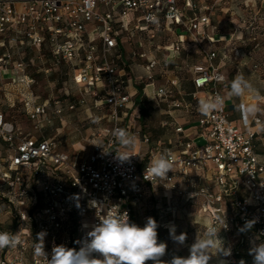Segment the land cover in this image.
I'll list each match as a JSON object with an SVG mask.
<instances>
[{"label":"built area","instance_id":"2783aa9c","mask_svg":"<svg viewBox=\"0 0 264 264\" xmlns=\"http://www.w3.org/2000/svg\"><path fill=\"white\" fill-rule=\"evenodd\" d=\"M262 3L264 0H248V5L256 7L257 18L264 20ZM160 17L168 30L181 29L175 32L167 53H179L190 41L203 54V61L189 68L194 86L191 98L196 103L195 127L200 130L196 133L193 127L179 124L171 110L183 104L172 97L168 86H155L150 80L143 86V93L150 99L168 102V119L161 125L170 126L178 135L174 140L152 142L149 135L135 127L139 114L129 90L130 75L122 67L126 57L118 40L123 34L130 39L133 31L151 32ZM210 27L209 14L202 12L195 0H0V79L1 74H8L29 89L34 78L26 72V63L11 61V53L2 48L5 42L38 46L46 42L53 58L71 64L74 86L94 96L103 94L104 98L94 99V105L108 107V112L94 119L96 127L85 139L89 150L82 154L80 150L63 151L50 138L22 131L5 119L0 103V143L8 150L6 157L0 158L4 161L0 162V186L6 187L5 192L0 191V207L8 209L24 228L27 209L23 206L29 207L36 199L31 178L44 195L40 211L32 215L35 241L26 229L21 230L16 246L0 249V264H48L35 252L38 233L45 234L44 250L50 253L55 245H68L75 228L80 248L78 242L98 223V216L110 210L127 212L132 222V209L140 211L146 193L156 188L185 200L197 198L199 212L208 219L205 231L215 229L223 235V247L230 249V258L240 252L244 242H264V163L255 152L258 131L250 127L244 104L240 109L245 128L228 117L222 104L207 116L198 111L201 100L223 98L219 86L226 81L215 64L217 52L202 46ZM137 55L145 59L143 68L148 79H152L150 72L157 65L166 67L171 61L169 56L159 63L154 56L143 52ZM176 83L175 79L169 80L171 86ZM22 96L25 112L36 127L49 111L59 114L62 110L58 100L35 102ZM77 103H83V99ZM74 107L73 103L68 105L69 109ZM253 123L264 126V108L256 112ZM121 128L149 147L143 152L117 149L114 133ZM197 139L202 144L197 145ZM101 143L104 149L97 146ZM116 152L133 156L121 161ZM168 153L174 157V167L167 179L145 177L147 165ZM201 180L206 183L201 184ZM147 217L141 214L142 227ZM248 221L254 224L245 229ZM0 232L5 231L0 228ZM161 259L170 261L172 257L166 252Z\"/></svg>","mask_w":264,"mask_h":264},{"label":"rangeland","instance_id":"374dc122","mask_svg":"<svg viewBox=\"0 0 264 264\" xmlns=\"http://www.w3.org/2000/svg\"><path fill=\"white\" fill-rule=\"evenodd\" d=\"M195 1L202 12L209 14L214 34H220L219 38L221 40L214 42V49H224L234 58V64L231 66L226 62H221L228 80H231L234 75L232 69L236 65H240L242 59L246 58L245 55L251 57L250 63L257 64L256 70L263 71L264 21L257 18L256 7L252 9L247 7L248 0ZM262 5L264 6V3ZM151 33L154 35L153 37L150 36ZM174 38L175 33L173 30H168L162 21L157 26H154L151 32L133 31L130 40H128L129 38L126 34L120 37L126 47V61L130 62V76L136 81V84H130L129 90L132 92L136 89L133 96L134 99L140 90H137V87L141 86L143 88L145 83L150 80L153 81L155 86L166 85L170 89L172 97L183 104L181 108L171 110L172 114H184L191 118V116H196V113L192 109L188 110L185 108V104L190 101L187 94L189 91L187 87L191 84L189 68L191 65L203 61V54L199 47L190 42L188 45L185 44L184 49L166 67L157 65L150 72L152 79H148V74L143 68L145 59L139 57L130 58L127 54L129 50L133 49L148 56L153 55L161 63V58L165 53L164 49L169 47ZM5 45L2 50L6 49L11 53V61L21 60L27 63L26 72L34 78L33 85L28 89L21 83L16 82L15 78L9 77L8 74H1L0 102L7 120L13 122L24 132H30L35 136L42 134L44 137L51 138L63 151L73 153L76 148H81L80 146L76 147L72 141H79L80 145L84 146L87 133L95 126L94 119L105 113L104 108L106 107L94 105V99L99 97L90 93L80 92L73 85L71 79L73 73L71 64L66 60L53 58L47 46L13 42H5ZM175 54L174 51H171L170 56L173 57ZM7 66L9 67L10 65ZM170 79L177 81L175 86L169 84ZM148 89L150 90L151 86ZM22 92H32L36 100L39 101L47 99L52 103L58 100L62 110L59 114H53L49 111L41 118L40 127H36L35 122L30 120L25 112L23 100L20 96ZM139 94L143 113L140 115V111L136 109L138 106L135 104V111L139 114V117L135 118V127L146 131L152 140H165L166 137L172 134L169 126L161 125L162 121L168 119L167 110L170 109L168 102L166 100L150 99L145 96L142 89ZM79 99H83V103H77ZM12 101H14L13 105H11ZM70 103L75 104L73 109L68 108ZM179 121L184 123L185 120L180 118ZM195 143L200 145L202 140L197 139ZM134 150L140 151L139 139H135ZM6 151L5 145L0 143V155ZM5 190V186H0V191L5 192ZM146 198L141 214H147L148 217H152L157 221L159 233L167 244L168 254L171 257H187L190 246L196 239L205 238L207 233L204 228L203 218L199 213V200L195 198L186 201L183 197L173 193L169 194L168 191H163L160 188L147 192ZM23 207L27 209L28 205L26 204ZM7 210L3 206L0 207V225L4 228L7 227L6 224L10 222L13 216ZM141 214L140 223L142 224ZM173 227L176 235L181 233L186 235V240L183 244L177 243L171 238L169 233ZM21 228L22 224L20 223L18 234L21 232ZM218 236L223 240L221 234H218ZM262 243L264 242L259 241L255 246ZM215 245L216 247L212 249L214 256L209 261V264H240V260L237 257L230 258V256H224L223 254L215 255L220 247V242L215 241ZM251 248L243 250V255L246 257L245 264H253V256L249 255ZM230 260H233V262Z\"/></svg>","mask_w":264,"mask_h":264},{"label":"clouds","instance_id":"9594fccd","mask_svg":"<svg viewBox=\"0 0 264 264\" xmlns=\"http://www.w3.org/2000/svg\"><path fill=\"white\" fill-rule=\"evenodd\" d=\"M252 91L250 82L243 75L238 74L231 81L228 94L233 97H241L246 92ZM222 103L223 98L219 96L201 100L198 111L207 116L218 110ZM249 107L251 111H257L254 105ZM114 137L125 148L130 149L135 146V137L126 129L116 130ZM97 146L104 149L102 143ZM131 156L133 155L116 152V158L121 161H127ZM173 167L174 157L170 153L161 154L147 165L145 177L147 174L159 181L166 180L168 172H173ZM114 207L119 208L118 206ZM253 224L254 221L246 222L245 229H250ZM158 227L157 221L152 217H148L144 226L141 227L130 221L127 212L110 210L106 214L98 216V223L92 226L83 241L78 242L81 244L79 250L61 244L55 245L48 253L44 250L43 244L45 234L38 233L37 241L39 242L36 243L35 252L38 256L47 259L48 264H146L148 261H152L153 264H209L214 256L212 249L216 247L215 241H219L220 247L215 255H231L230 249L223 247V242L218 236L219 232L209 229L205 238L196 239L190 246L187 257L173 256L170 261H164L161 258L166 254L167 244L158 240ZM245 229H241V231ZM169 234L177 243L183 244L186 240L184 233L175 234L174 227L170 229ZM19 242L18 235L0 232V249L14 247ZM249 255L253 256V264H264V243L251 248ZM240 264H244V262L241 261Z\"/></svg>","mask_w":264,"mask_h":264},{"label":"crops","instance_id":"0c3cea01","mask_svg":"<svg viewBox=\"0 0 264 264\" xmlns=\"http://www.w3.org/2000/svg\"><path fill=\"white\" fill-rule=\"evenodd\" d=\"M88 28L90 29L91 26L88 25ZM212 28H213V24L211 23V27L208 28L206 30V33H207V36H208V39H204L203 42H202V46L205 48V49H211V50H215L217 52V57L215 59V64L219 67L220 71L225 75L226 77V81L223 83V84H220L219 86V89H220V92L222 93L223 95V103H222V106H223V109L224 111L228 114V117L238 126H241L243 128H245L246 126L241 122V109H240V105L241 104H244V110H245V114L248 118V120L250 121V127L253 128L254 130L258 131V134L256 136V139H255V152L258 156V159L264 163V126H257L253 123V117L255 116L256 112L258 110H260L261 108H264V70L263 71H258L256 70L255 68H257V64L255 63H250V60H251V57L248 56V55H245V59H242L240 65H234L235 68L232 69V71L234 72V75L232 76L231 80H228V77H227V74H226V71L223 69V66L221 65V62H226L229 64V66L233 65L234 64V58H232L230 56L229 53H227L224 49H214V42H218L219 40H221L220 37V34H214V32L212 31ZM175 32L176 33H180L181 32V29L178 28V29H175ZM174 32V33H175ZM176 35V34H175ZM176 37V36H175ZM215 37V38H214ZM130 40V39H129ZM175 40V38H174ZM120 42V46L122 47V51L124 53V56L126 57V47L125 45H123V42L122 40L119 38L118 40ZM190 41H186L184 44H183V47L184 45H188ZM191 43V42H190ZM171 44V43H170ZM170 46V45H169ZM182 47V49H184ZM168 48V47H166ZM166 48L164 49L165 53L163 55V57L161 59H163L164 57H167L169 56V59L172 61L173 58L178 54H175L173 57H171V53H167L166 51ZM181 49V50H182ZM180 50V51H181ZM179 51V52H180ZM129 53V51L127 52V54ZM135 53H141V52H138V51H135ZM129 55V54H128ZM146 56H148L146 54ZM153 56V55H151ZM151 56H148V57H151ZM155 57V56H154ZM218 58V59H217ZM250 63V64H249ZM243 75L245 77L246 80H248L250 82V84L252 85V88H253V91L252 92H246L243 96L241 97H233V96H229V91H230V83L231 81L237 76V75ZM191 76V74H190ZM131 78V83H134L136 84V81L135 79L130 76ZM190 81H191V84L187 87L189 88L188 90V95L193 93L194 92V86H193V83H192V76L190 77ZM130 83V84H131ZM74 85V84H73ZM159 86V85H157ZM136 92V89L134 91H132L133 94H135ZM26 96L30 97L32 100H34L35 102H42V100H36L35 96H33L32 92H30V94L28 93H25ZM14 99V98H13ZM191 101V100H190ZM193 101V100H192ZM191 101V102H192ZM191 102H187L185 104V108H187L188 110L195 108V105L196 103H191ZM255 106L257 111L253 112L250 110V107L249 106ZM137 111L139 110V107L136 108ZM194 111V110H193ZM195 112V111H194ZM176 116V119L177 121L179 122V124H182L184 125L186 128L188 127H193V130L197 133L200 129L198 127H195L196 126V122H197V116H194L191 118L184 115V114H174ZM184 119V123H181L179 121V119ZM103 124L105 125L106 122H103ZM96 127V124L95 126ZM92 127L90 132L92 131V129L94 128ZM170 127V126H169ZM171 131H172V134L167 138H170L171 140H174L178 137L177 134H175L172 130V128L170 127ZM90 132L87 133V136L90 134ZM30 133V132H29ZM38 138H47L49 139L48 137H44L42 134L38 135L37 136ZM51 139V138H50ZM86 139V138H85ZM85 141V145L84 146H81L80 145V142L79 141H72L73 144L77 147H81V148H76L75 150H80L82 154H86L87 151L89 150V146L88 144L86 143V140ZM149 146L142 143L140 140H139V150L141 152L145 151ZM58 148L60 149V146L58 145ZM134 149V147H132ZM117 149L119 150H124V149H128V148H125V147H121L120 144H117ZM62 150V149H61ZM200 172L196 173V174H199ZM201 184H204L206 183L205 181L201 180L200 182ZM200 213V212H199ZM200 215L202 216L203 218V222L204 223H207V217L203 216L201 213ZM253 246H255V244H253Z\"/></svg>","mask_w":264,"mask_h":264},{"label":"trees","instance_id":"16d2710c","mask_svg":"<svg viewBox=\"0 0 264 264\" xmlns=\"http://www.w3.org/2000/svg\"><path fill=\"white\" fill-rule=\"evenodd\" d=\"M246 6L247 7H250L251 9L254 8V7H252L251 5H248V4H246ZM262 11L264 12V9ZM161 21L163 22V19L160 17L159 18V22H161ZM41 45L47 46V48H48V45L46 44V42L42 43ZM48 51H49V48H48ZM49 53H50V51H49ZM128 54H129L130 58H137V57H139L137 55V53H135V50H133V49L129 50V53ZM50 55H51V53H50ZM26 65H27V63H26ZM119 65H121V64H119ZM122 67L126 70L127 75L128 74L130 75V72H129L130 62H127L125 60V63L122 65ZM141 89L143 90V88H141V86L140 87H137V90H139V91H138V94L134 98V104H136L139 107V111L141 113L140 115H142V113H143V106L141 104V98L139 97V95H140L139 93H141ZM22 95L25 96L26 95L25 92H22V94L20 93V96L21 97H23ZM97 97H99V98H96V99H102V98H104L103 94H99V95H97ZM189 99L192 101L191 94H189ZM7 100L10 101L8 98H7ZM44 100H46V99H44ZM44 100H42V101H44ZM191 101H189V102H191ZM192 102H194V101H192ZM13 104H14V101H12V104L11 105H13ZM104 107H106V108H104L105 109V113L108 112V107L107 106H104ZM1 111L3 112L2 107H1ZM3 114H4V112H3ZM4 116H5V114H4ZM5 119L7 120L6 117H5ZM142 133H145V134L149 135L146 131H142ZM149 137H150V140L152 142H155V141L160 140V139L152 140V138H151L150 135H149ZM117 144H119V143H117ZM7 154H8V150L6 152H4L2 155H0L1 156L0 158H5ZM0 162H1V164H4V161L3 160L0 161ZM29 183H30L31 188H33L35 190L36 199H35V202H33L27 208V210H26V212H27V220H26V222L24 224V228L22 227L21 230L26 229L28 231V233L30 234V238L32 239V242H33V241H35V239H34V237H35V231H34V223H33V219H32L33 217H32V215H33L34 212L40 211V209H41V207L43 205L44 195H43V193L40 190L37 189V186H35L34 178L33 179L31 178L30 181H29ZM1 197L2 196L0 194V202H1ZM5 199L6 198H4V200ZM146 199L147 198H145V200H144V205H145ZM186 201H190V200H186ZM140 214H141V209H140V211L138 209H136V208L132 209V222H134L137 225H139V226L142 227V224L140 223ZM19 224H20L19 220L16 217L12 216L10 222L6 224V226H7L6 228H4L2 225H0V227L5 232L12 233L14 235H18V232H19L18 231V226H19ZM205 224L206 223H204V228H205ZM157 231H158V240L161 241V242H164L162 235L159 233V227H158ZM73 233H74V236L70 239V242H69L68 245H66V247L76 248L77 250H79V248L77 247V244H76V238H75L76 230H75V228H73ZM219 234H221V233H219ZM222 237H223V235H222ZM223 241L224 240H222V242ZM259 241H261V240H259V239L255 240L254 241V244H256ZM251 247H253V245H250V243L247 244V243L244 242L242 244L241 248H240V252L238 254H236L234 257L235 258L237 257L240 260L239 262L243 261L244 264H245V258L246 257L243 255V253H244L243 250L245 248H251ZM166 252H168V251L166 250Z\"/></svg>","mask_w":264,"mask_h":264}]
</instances>
